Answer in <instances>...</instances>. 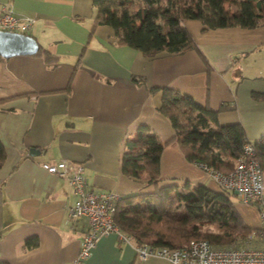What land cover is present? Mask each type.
Instances as JSON below:
<instances>
[{
	"label": "crops",
	"instance_id": "crops-1",
	"mask_svg": "<svg viewBox=\"0 0 264 264\" xmlns=\"http://www.w3.org/2000/svg\"><path fill=\"white\" fill-rule=\"evenodd\" d=\"M0 4L33 18L25 33L35 37L39 50L56 55L53 62L39 50L0 55V140L7 152L0 166L2 264H72L80 250L88 219H69L68 208L77 195L44 162L65 158L82 163L95 191L129 195L153 190V184L122 171L126 140L141 125L165 142L160 185L189 181L220 190L207 171L186 158L177 140L168 142L175 130L159 111L162 92L151 88L171 86L208 102L219 109V124L241 123L251 141L264 134V20L253 28L204 30L201 21L186 19L201 53L190 49L148 56L118 43L108 25H98L91 35L93 0ZM134 76L145 82L137 83ZM32 148L40 152L31 154ZM34 236L39 244L27 248L26 239ZM85 264L172 263L158 256L140 259L133 244L113 233L99 239Z\"/></svg>",
	"mask_w": 264,
	"mask_h": 264
},
{
	"label": "trees",
	"instance_id": "trees-1",
	"mask_svg": "<svg viewBox=\"0 0 264 264\" xmlns=\"http://www.w3.org/2000/svg\"><path fill=\"white\" fill-rule=\"evenodd\" d=\"M93 8L91 35L98 25H108L115 30L118 43L148 56L161 51L180 54L190 49L201 53L184 24L186 19L201 21L204 30L253 28L264 20V0H93ZM37 54L48 62L56 59L48 50L40 49ZM211 70L209 66V74ZM133 79L145 82L141 76ZM157 89L162 92L159 111L169 118L175 130L168 142L177 140L190 162L228 173L236 167L244 145L252 142L255 158L264 172V134L251 141L241 123L219 124V109L208 102L201 103L171 86L151 88ZM209 89L208 84L207 93ZM164 146L165 142L147 125H141L126 140L121 159L123 173L154 185L151 191L121 195L117 202L114 220L134 244L177 248L191 240L206 239L215 246H228L246 242L252 234L257 237L260 228L246 222L230 192L221 186L220 190H213L189 181L184 185H160ZM6 156L0 140V166ZM38 244L35 236L25 241L27 248Z\"/></svg>",
	"mask_w": 264,
	"mask_h": 264
},
{
	"label": "built area",
	"instance_id": "built-area-1",
	"mask_svg": "<svg viewBox=\"0 0 264 264\" xmlns=\"http://www.w3.org/2000/svg\"><path fill=\"white\" fill-rule=\"evenodd\" d=\"M34 19L21 17L10 4H0V30L25 33ZM252 142L244 145L236 167L228 172L215 171L205 164H197L207 171L226 191L234 192L243 202L257 205L259 211V235L264 237V172L255 158ZM50 173L66 179L77 195L76 202L68 208V217L77 221L86 217L89 228L81 240L78 254L72 264H85L102 236L115 233L121 240L133 244L140 259L158 256L172 264H264V246L244 245L215 246L206 239L191 240L183 247H154L134 244L132 237L121 230L114 220L117 202L121 195L114 192L95 191L89 186L82 163L62 158L56 162H44Z\"/></svg>",
	"mask_w": 264,
	"mask_h": 264
},
{
	"label": "water",
	"instance_id": "water-1",
	"mask_svg": "<svg viewBox=\"0 0 264 264\" xmlns=\"http://www.w3.org/2000/svg\"><path fill=\"white\" fill-rule=\"evenodd\" d=\"M39 50L35 37L27 33L0 30V55L10 57L17 54H34ZM31 154L40 151L32 148Z\"/></svg>",
	"mask_w": 264,
	"mask_h": 264
},
{
	"label": "rangeland",
	"instance_id": "rangeland-1",
	"mask_svg": "<svg viewBox=\"0 0 264 264\" xmlns=\"http://www.w3.org/2000/svg\"><path fill=\"white\" fill-rule=\"evenodd\" d=\"M231 198L237 206V209L245 217L246 222L252 226L259 227L258 222H260V220H258V213L255 206L242 203L234 193L231 194ZM243 208L246 210L247 214L244 213ZM240 242L236 244L244 245L248 242H251L250 244L253 246H264V237L259 234L256 237L254 234H252L246 242Z\"/></svg>",
	"mask_w": 264,
	"mask_h": 264
}]
</instances>
